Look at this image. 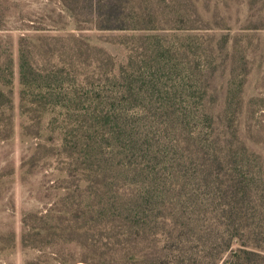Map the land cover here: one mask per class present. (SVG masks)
Here are the masks:
<instances>
[{"label": "rangeland", "instance_id": "obj_1", "mask_svg": "<svg viewBox=\"0 0 264 264\" xmlns=\"http://www.w3.org/2000/svg\"><path fill=\"white\" fill-rule=\"evenodd\" d=\"M161 102L187 111L161 168L193 153L204 109L234 110L264 181V0H0V264L138 249L115 203L142 184L111 180L140 156L108 138Z\"/></svg>", "mask_w": 264, "mask_h": 264}, {"label": "trees", "instance_id": "obj_2", "mask_svg": "<svg viewBox=\"0 0 264 264\" xmlns=\"http://www.w3.org/2000/svg\"><path fill=\"white\" fill-rule=\"evenodd\" d=\"M123 91L130 99L129 89ZM146 92L145 98L151 99L149 89ZM172 110L162 102L160 106L145 105L142 116L121 119L128 125L108 138L123 155L140 156L128 162L130 168L122 171L123 177L111 180L142 184L115 203L119 216L130 220L125 235L138 241V249L115 257L98 254L93 257L95 262L84 258L83 264H264L261 156L248 145L250 139L242 134L240 121H234L235 111H229L231 119L225 123L223 110L216 114L204 109L200 115L204 124L196 135L193 153L161 168L156 159L161 147L169 146L166 125L177 132L187 117L184 109L181 114ZM142 122L163 126L160 149L149 131L139 130ZM130 134L134 135L132 146L127 139ZM96 146L94 143L89 149H99ZM109 160L113 163L114 157ZM103 165L105 168L104 159ZM167 184L178 185L170 189ZM184 184L193 186L185 188Z\"/></svg>", "mask_w": 264, "mask_h": 264}]
</instances>
